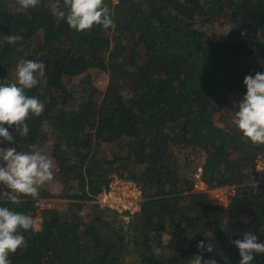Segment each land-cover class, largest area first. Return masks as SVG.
<instances>
[{
	"label": "trees",
	"instance_id": "trees-1",
	"mask_svg": "<svg viewBox=\"0 0 264 264\" xmlns=\"http://www.w3.org/2000/svg\"><path fill=\"white\" fill-rule=\"evenodd\" d=\"M56 3L0 0V37H23L0 40V82L16 80L21 58L42 61L47 79L27 90L42 115L29 116L26 137L9 128L11 146L42 148L55 173L38 199L0 200L41 219L11 264H190L193 255L239 264L232 241L250 232L264 242V145L234 123L244 77L264 73V0H104L115 26L83 32L57 18ZM103 74L105 89L95 82ZM199 166L209 187L234 185L228 205L195 189ZM113 174L142 190L130 220L97 201ZM51 197L56 206H40ZM201 240L213 251L201 253Z\"/></svg>",
	"mask_w": 264,
	"mask_h": 264
},
{
	"label": "clouds",
	"instance_id": "clouds-1",
	"mask_svg": "<svg viewBox=\"0 0 264 264\" xmlns=\"http://www.w3.org/2000/svg\"><path fill=\"white\" fill-rule=\"evenodd\" d=\"M41 0H17L24 10L35 9ZM58 19L66 20L70 28L83 32L94 25L104 29L113 28L114 20L104 0H63V9L59 0L53 6ZM66 9V11H65ZM23 39L20 34H7L0 37L2 42L15 44ZM246 93L238 101V111L234 123L243 136L255 145H264V73L246 75L243 81ZM47 86L45 64L32 59H19L16 65V80L0 82V143L11 142L0 147V200L10 201L14 205L21 203L20 197L38 199L40 188L54 179V165L49 155L35 145L29 151H18L13 147L14 134L9 128L14 126L15 136L26 137L29 133L30 115H42L45 104L36 96L27 94L34 87ZM7 125V127L5 126ZM258 181L251 179L247 186L259 191ZM37 221L31 215L0 206V264H11L10 254L26 247L23 232L37 229ZM232 243L238 248L241 260L239 264H253L255 255L264 254V242H258L256 234L245 232L243 239ZM197 248L212 252L214 245L208 241L197 242ZM190 264H218L213 258L203 259L202 255H193Z\"/></svg>",
	"mask_w": 264,
	"mask_h": 264
},
{
	"label": "built area",
	"instance_id": "built-area-1",
	"mask_svg": "<svg viewBox=\"0 0 264 264\" xmlns=\"http://www.w3.org/2000/svg\"><path fill=\"white\" fill-rule=\"evenodd\" d=\"M257 170H264L263 160L258 161ZM262 177L264 178V174ZM194 187L196 190L209 192L210 197L220 205H228L229 195L235 193L234 185L209 187L203 178L202 166H199L195 173ZM141 191L134 180L114 175L108 188L98 195L97 201L102 206H109L111 209L117 210L123 214L126 220H130L131 214L136 210L138 202L141 200Z\"/></svg>",
	"mask_w": 264,
	"mask_h": 264
},
{
	"label": "rangeland",
	"instance_id": "rangeland-1",
	"mask_svg": "<svg viewBox=\"0 0 264 264\" xmlns=\"http://www.w3.org/2000/svg\"><path fill=\"white\" fill-rule=\"evenodd\" d=\"M108 79L109 77L106 75V74H103L101 76H99L95 82L102 88V89H105V87L107 86V83H108ZM228 113V112H227ZM229 115H232V117L234 118V113L230 112L228 113ZM234 114V115H233ZM219 116V115H218ZM114 175H118V174H113L112 175V179L114 178ZM120 176V175H118ZM122 177V176H120ZM124 178H128V177H124ZM50 187L51 189L53 190V192L55 193H58V186L56 185V183H51L50 184ZM57 201H58V198L57 197H51V198H48V199H43L42 201H40V206L41 207H45V206H49V207H53V206H56L57 205ZM40 218L38 217L37 218V225H38V228L40 227Z\"/></svg>",
	"mask_w": 264,
	"mask_h": 264
}]
</instances>
